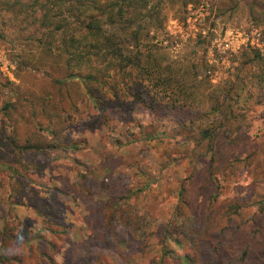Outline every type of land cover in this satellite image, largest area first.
Wrapping results in <instances>:
<instances>
[{
    "label": "rangeland",
    "instance_id": "1",
    "mask_svg": "<svg viewBox=\"0 0 264 264\" xmlns=\"http://www.w3.org/2000/svg\"><path fill=\"white\" fill-rule=\"evenodd\" d=\"M107 1L115 0H0V111L11 100L19 106L17 114L30 113L40 107L39 96L58 93L56 80L68 69L64 57L54 58L47 50L81 52L79 46L61 45V32L66 30L68 39L78 35L82 3ZM186 1L150 0L154 16L148 20L139 15L133 26L141 25V36L151 40V53L163 65L170 64L176 71L189 68L186 74L191 80L199 74L196 83L201 89L234 86L231 109L245 116L243 125L258 144V160L264 167V89L250 86L258 68L248 62L250 56H242L255 50L264 58V0ZM112 73L113 78L105 77V88L110 96L109 87H116L123 108H111L110 103L104 109L84 110L78 104L60 135L53 134V126H44L43 133L55 147L26 158L43 165L40 172L30 166L28 187L14 183L9 173L0 170V229L6 221L28 218L29 230L37 236L30 241L33 249L39 252V243L48 240L59 264L73 245L76 256L71 264H185V259L191 260L185 257L187 240L171 233L170 227L179 218L184 180L202 167L189 155L193 143L178 123L186 113L163 103L149 107L148 100L133 101L127 95L135 89L133 83ZM72 87L75 99L77 86ZM69 88L64 86L62 95H68ZM249 88L254 97L244 101ZM257 99L259 104L254 103ZM18 128L29 133L37 129L25 116ZM146 132L156 138L145 139ZM242 178L220 182L222 198L241 197L258 206L264 199V183L253 190L247 186L252 178ZM30 188L62 203L64 225L49 224L56 232L30 207ZM18 193L23 203H15ZM26 250V258L31 259ZM33 258L37 262L39 257ZM46 260L47 256L44 264Z\"/></svg>",
    "mask_w": 264,
    "mask_h": 264
},
{
    "label": "trees",
    "instance_id": "2",
    "mask_svg": "<svg viewBox=\"0 0 264 264\" xmlns=\"http://www.w3.org/2000/svg\"><path fill=\"white\" fill-rule=\"evenodd\" d=\"M191 1L198 0H187L185 4ZM232 1L238 3L239 0ZM81 5L84 8L77 19L78 35L73 34L68 39V32L62 28L60 44L66 49L79 46L82 51L65 50V53L56 54L52 49L47 50L54 58L64 57L68 69V73L56 80L58 93L49 97L47 94L39 96L40 107L30 113L25 110L27 114H17L19 106L11 100L1 109L4 117H0V170L9 173L14 183L28 187L30 179L26 172L30 166L40 172L43 165L26 158L32 153L47 152V149L55 147L52 145L54 141L47 140L43 133L44 126H53V134L60 135L62 126L71 121V112L77 109L78 104L84 110L104 109L110 103L111 108L116 105L123 108L125 104H120V92L118 94L116 87H109L110 96L105 88L108 85L106 78H113L112 71L116 72L119 78H129L135 86L132 92L127 93L133 101L144 104L148 100L149 107L163 103L186 113L178 123L187 141L193 143L189 155L197 158L202 167L184 180L178 206L179 218L170 227L171 233L187 240L185 257L191 260L185 259V264H264V199L253 207L241 197L222 198L219 185L231 179L238 181L242 176L243 180L252 178L247 186L253 190L264 183V167L258 160L259 146L243 125L245 116L235 114L231 109L234 86L201 89L202 85L196 83L199 74L191 80L186 74L188 67L176 71L170 64L163 65L151 53V40L141 36L140 24L133 26L139 15L148 20L154 16L150 0H115L94 2L92 6L87 3ZM250 6L252 8L253 4ZM91 7L93 10L89 9ZM113 29L120 33L114 34ZM242 56H250L248 62L258 68V72L251 76L250 86L257 84L264 89V58L255 50L245 51ZM74 66L78 70L74 71ZM74 78L77 82L71 80ZM239 82L244 85L240 77ZM75 85L77 93L74 99L70 90ZM64 86L70 87L68 95H62ZM251 88L244 93V101L254 97ZM260 101L257 99L254 103L259 104ZM23 116L37 127L33 133L19 130L18 123ZM144 137L152 140L156 135L146 132ZM30 190V207L43 217L49 230L56 232L49 224L64 225L62 203L55 200V196H39L36 188ZM18 194L15 203H23V195ZM28 225V218L3 224L0 229V264H44L45 256V263L59 264L50 251L53 245L48 240L47 243H39V252L33 249L30 241L37 236L31 233ZM74 248L75 245L67 252L62 264H71L76 256ZM25 250L31 259L26 258ZM234 251L241 252L240 257H227L226 260L222 256V253L231 256ZM34 256L39 257L37 262Z\"/></svg>",
    "mask_w": 264,
    "mask_h": 264
}]
</instances>
